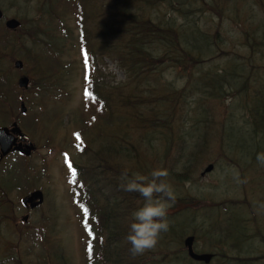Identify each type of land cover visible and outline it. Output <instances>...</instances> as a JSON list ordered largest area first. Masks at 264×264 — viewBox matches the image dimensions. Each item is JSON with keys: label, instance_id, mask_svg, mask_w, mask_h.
<instances>
[{"label": "trees", "instance_id": "1", "mask_svg": "<svg viewBox=\"0 0 264 264\" xmlns=\"http://www.w3.org/2000/svg\"><path fill=\"white\" fill-rule=\"evenodd\" d=\"M4 1L7 2V9L16 6L11 0ZM40 1L44 7H39L37 17L31 20L21 18L18 30L24 37L15 42H39V51L48 52L47 57L57 66L73 63L81 69V80L86 85L84 74L87 72L89 82H94L85 96L91 93L97 97L105 110L109 106V92L114 104L125 105L122 116L118 113L111 123L114 136L110 145L101 144L96 148L101 131L96 133V137L91 134V160L95 159L96 162H91L88 167L77 166L71 179L73 185L77 186L73 193L86 202L84 205L88 210L99 209L100 206L93 202L94 194L90 187L85 186L86 182L100 185L104 179L107 181L111 173L114 178L112 185L124 199L130 201L135 196V193L122 191L118 187L119 170L106 163L103 166L98 163V160H103L106 148L116 146V134L128 132L130 135L129 131L134 129L136 142L170 137L171 144L181 142V150L186 141L204 148L205 124L201 121L203 116L198 108L203 105L206 94L216 102L226 95L239 96L242 102L245 96L254 99V104L242 109L244 115H241V119L261 144L260 148L255 149L256 155L264 153V95L258 92V88L264 90V49H261L264 31L260 32V28H264V0ZM164 5L165 9L162 8ZM171 6V12L166 13L165 10ZM233 28L240 32L235 37ZM0 29H3L1 24ZM75 46L80 54H69ZM85 55L95 58L92 64L84 63ZM260 56L263 57L262 61ZM102 58L110 60L113 71L106 72ZM61 59L64 61L61 62ZM211 62L225 65L227 62L236 67L226 70L222 66H211ZM118 71L124 75L120 82L115 81ZM91 103L92 99H88L82 116L87 114ZM216 110L215 106L204 110L205 120L212 123ZM225 144L223 142V148ZM124 146L128 147L125 158L129 162V168L125 171L129 175L136 172L148 175L151 170L139 169V164H136L140 155L131 147L132 144ZM252 159L254 163L258 162L257 158ZM5 175V167L0 166V182L9 185L8 176ZM106 187L99 191L105 193ZM54 190L50 181L48 193L52 195ZM68 195L74 197L70 190ZM0 201L10 206L9 219L18 221L13 215L14 201L8 194L0 193ZM2 206L1 217L5 214ZM40 216L46 219L44 214ZM55 219L56 216L42 224L26 225L21 222L15 233L26 237L25 240L18 239L17 243L9 244V249H13L17 256L14 258L10 254L9 259L14 264H49L57 256L52 251L60 237V228ZM232 231L238 233L235 225ZM23 241H26V245L20 252L18 247ZM126 264L134 263L129 260Z\"/></svg>", "mask_w": 264, "mask_h": 264}, {"label": "rangeland", "instance_id": "2", "mask_svg": "<svg viewBox=\"0 0 264 264\" xmlns=\"http://www.w3.org/2000/svg\"><path fill=\"white\" fill-rule=\"evenodd\" d=\"M12 2L16 3V6H12L11 8H9L8 10L5 9L4 10V14L7 18H14V17H24L27 19H33L35 17H37V10L39 7H44V5H42L40 0H11ZM0 3L5 6L6 5V1L1 0ZM30 65V62H27V65L22 68L21 70L19 69H13V74L14 77L16 76V74L18 72L20 73H25L27 67ZM29 68V67H28ZM114 68L113 65H110V69ZM122 77L120 74H117L116 76V80L119 81L121 80ZM16 81H17V77H16ZM15 82V81H14ZM16 85V83H15ZM7 90H10L11 92L16 91L17 93H20L18 90L19 88L16 90L13 86V84L11 86H7L6 87ZM70 91L73 94L72 98L68 100V106L71 109H75L77 107H79L80 103H81V89H80V85H79V81L78 79L73 80V82L71 83L70 86ZM0 113L2 115L6 114V110L5 109H0ZM30 122V117H26L24 120H21V123L24 125H28V123ZM233 135V131L231 129L228 130V136ZM120 136V134H119ZM203 147L206 150V156L211 158V159H215L217 157V143L214 139L211 140L210 145H206L205 141L203 140L202 143ZM187 151L191 152L193 154H195L196 156H198L201 160V162H199L198 166L200 165V167L198 168V170L196 172H194L193 174H189L187 172V167H188V163L187 162H183L181 164V168H180V172L179 174H186L187 176L184 178L186 179V183L179 185V193H185V192H189L191 194L200 196L202 193H204V197L208 198V199H217L220 196V187L222 186V184L224 183V179L219 176L218 174H208L206 177H200V173L204 170V168L208 165V164H213L214 161L213 160H203L202 156H201V152L202 149L193 146V145H187ZM116 151L112 150L113 153H118L119 150L121 149V147H115ZM176 149H179L178 145L176 146ZM56 166V165H55ZM196 165L195 164H191L189 166V168L194 171ZM53 170V168H52ZM218 170V169H217ZM55 175H59V171L58 169L54 168L53 170ZM167 181L171 184V182L167 179ZM173 181L176 183V180L173 179ZM57 182L61 183V186H58L60 189H63L62 192L63 194L66 193V185L64 183H62L60 180H58ZM172 185V184H171ZM175 196H178L177 194H175ZM224 194H222L219 198H223ZM52 199L54 201L55 204H60L63 203V206L60 210L59 213V223H60V237L61 240L63 242V238H66L67 240V246L71 245L72 243H75L76 241L80 240V234L78 231V227L76 224V217L75 214L77 213L76 208L73 206V204L70 202L69 203V199L65 198V196L61 195L59 197L58 194L53 193L52 195ZM200 200H203L202 197H199ZM51 201V197L49 198V202ZM47 206V204L45 203L44 207L45 208ZM20 211L21 216H23L26 212H24L23 210H21L20 208H18ZM38 212H34L31 214V217H33L34 219H37L40 215H37ZM37 215V216H36ZM45 215V214H44ZM118 217H124L125 218V210H120L119 213H117ZM46 216V215H45ZM16 217H18L16 215ZM43 219V218H41ZM40 219V220H41ZM65 220H68V222L65 224V227H62V224ZM192 221L187 218L186 216H183L181 219V226L182 229L185 230L187 228H189L192 225ZM225 226V224H224ZM66 228L67 233H64L63 229ZM226 230H225V238L223 237V235L221 236V239L226 240L228 242H231L229 240V232L227 230V227L225 226ZM15 230H16V225L13 227L12 225L9 224H1L0 225V264H14L12 262L11 259H9V255L12 254L13 252V257L17 258V256L15 255V251H11L9 249V244H14L18 242L19 240H25L26 235H19L17 236L15 234ZM128 233V225H125L121 230H120V236L121 238H125L126 235ZM26 245V241H23L20 246L18 247L19 251L22 252L23 249L25 248ZM64 245V242H63ZM65 246V245H64ZM208 248V244L204 243L202 240L198 243H196V247L195 249L197 251H201V252H209L206 249ZM213 249V253H217L218 249L216 247L211 248ZM234 257H232L233 259ZM30 259H33L30 257ZM232 261V260H230ZM223 260H216L214 261L213 264H223Z\"/></svg>", "mask_w": 264, "mask_h": 264}, {"label": "clouds", "instance_id": "3", "mask_svg": "<svg viewBox=\"0 0 264 264\" xmlns=\"http://www.w3.org/2000/svg\"><path fill=\"white\" fill-rule=\"evenodd\" d=\"M264 165V153L257 155ZM167 169L158 167L148 175L121 172L118 187L125 192L138 193L142 203L130 213L128 233L129 253L136 257L154 249L162 233L169 230L168 210L175 201L173 186L167 181Z\"/></svg>", "mask_w": 264, "mask_h": 264}, {"label": "water", "instance_id": "4", "mask_svg": "<svg viewBox=\"0 0 264 264\" xmlns=\"http://www.w3.org/2000/svg\"><path fill=\"white\" fill-rule=\"evenodd\" d=\"M0 17H1V13H0ZM17 25V23L15 22V21H8L7 23H6V26L7 27H9V28H13V27H15ZM4 137H5V135H4ZM6 138V137H5ZM4 152H5V150H4ZM200 259H203V260H205V261H208V259H209V257L208 256H203V257H200Z\"/></svg>", "mask_w": 264, "mask_h": 264}, {"label": "snow or ice", "instance_id": "5", "mask_svg": "<svg viewBox=\"0 0 264 264\" xmlns=\"http://www.w3.org/2000/svg\"><path fill=\"white\" fill-rule=\"evenodd\" d=\"M87 94V93H86ZM73 175H75V173H73Z\"/></svg>", "mask_w": 264, "mask_h": 264}]
</instances>
